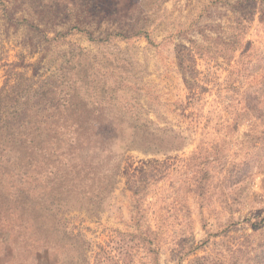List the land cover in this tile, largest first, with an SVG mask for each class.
I'll return each instance as SVG.
<instances>
[{
	"label": "rangeland",
	"instance_id": "rangeland-1",
	"mask_svg": "<svg viewBox=\"0 0 264 264\" xmlns=\"http://www.w3.org/2000/svg\"><path fill=\"white\" fill-rule=\"evenodd\" d=\"M239 1L0 0V88L16 76L34 102L55 81L163 140L65 233L42 169L0 150V264L34 263L33 232L51 236L40 264H238L263 242L264 1Z\"/></svg>",
	"mask_w": 264,
	"mask_h": 264
},
{
	"label": "trees",
	"instance_id": "trees-1",
	"mask_svg": "<svg viewBox=\"0 0 264 264\" xmlns=\"http://www.w3.org/2000/svg\"><path fill=\"white\" fill-rule=\"evenodd\" d=\"M17 78L7 76L0 88V150L5 162L17 160L24 174L33 175L32 165L42 169L35 173L47 177L43 182L50 205L57 207V212H51L52 231L65 233L67 211L75 206L96 213L101 210L114 191L128 151L158 152L163 140L138 125V117L132 114L118 116L114 109L100 108L96 116L82 99L63 93L55 81L45 96L33 102L29 87L19 86ZM26 206L28 200L22 203V208ZM33 209L39 211L42 205L35 204ZM49 237L33 232L26 238L35 257L32 264L47 259ZM243 246L238 264H264V240ZM20 263L25 264L24 260Z\"/></svg>",
	"mask_w": 264,
	"mask_h": 264
}]
</instances>
